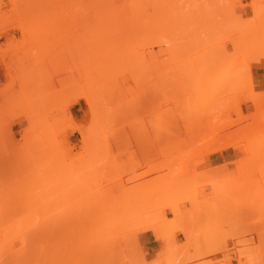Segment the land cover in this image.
I'll use <instances>...</instances> for the list:
<instances>
[{
    "label": "rangeland",
    "instance_id": "374dc122",
    "mask_svg": "<svg viewBox=\"0 0 264 264\" xmlns=\"http://www.w3.org/2000/svg\"><path fill=\"white\" fill-rule=\"evenodd\" d=\"M0 60V264H264V0H0Z\"/></svg>",
    "mask_w": 264,
    "mask_h": 264
},
{
    "label": "crops",
    "instance_id": "0c3cea01",
    "mask_svg": "<svg viewBox=\"0 0 264 264\" xmlns=\"http://www.w3.org/2000/svg\"><path fill=\"white\" fill-rule=\"evenodd\" d=\"M1 62V60H0ZM151 240L150 243H157L156 239L152 236V234H149ZM161 250V247L159 245H157L156 247H152V246H147L146 247V251L150 256H155L156 254L159 253V251Z\"/></svg>",
    "mask_w": 264,
    "mask_h": 264
},
{
    "label": "bare ground",
    "instance_id": "6f19581e",
    "mask_svg": "<svg viewBox=\"0 0 264 264\" xmlns=\"http://www.w3.org/2000/svg\"><path fill=\"white\" fill-rule=\"evenodd\" d=\"M36 13H38V12H36ZM35 13V14H36ZM76 13V12H75ZM134 13V12H133ZM72 14H74L73 12H72ZM39 15H40V13H39ZM41 15H42V13H41ZM139 15V14H138ZM72 45V44H71ZM102 82H104L105 84H107V82H105V81H102ZM103 83V84H104ZM109 84V83H108ZM109 86V85H108ZM113 86V85H112ZM109 87H111V86H109ZM106 88H107V85H106ZM107 91V90H106ZM139 254H140V252H138ZM134 254H136V253H134ZM133 256H136V255H133Z\"/></svg>",
    "mask_w": 264,
    "mask_h": 264
}]
</instances>
